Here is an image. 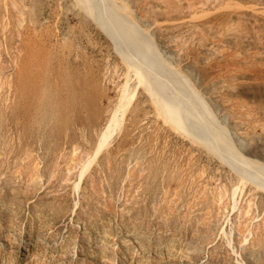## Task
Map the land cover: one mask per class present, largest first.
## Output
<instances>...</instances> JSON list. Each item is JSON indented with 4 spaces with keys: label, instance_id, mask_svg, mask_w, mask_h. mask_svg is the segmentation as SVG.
<instances>
[{
    "label": "rangeland",
    "instance_id": "1",
    "mask_svg": "<svg viewBox=\"0 0 264 264\" xmlns=\"http://www.w3.org/2000/svg\"><path fill=\"white\" fill-rule=\"evenodd\" d=\"M0 264H264V0H0Z\"/></svg>",
    "mask_w": 264,
    "mask_h": 264
},
{
    "label": "bare ground",
    "instance_id": "2",
    "mask_svg": "<svg viewBox=\"0 0 264 264\" xmlns=\"http://www.w3.org/2000/svg\"><path fill=\"white\" fill-rule=\"evenodd\" d=\"M91 2V1H93V0H81V2H83V3H87V2ZM93 3H95V2H93ZM93 3H91V5L93 4ZM101 4V3H100ZM87 6H89V4H87ZM93 6L95 7V8H91V12L92 13H94L95 14V16H97V14H103L104 15V18H108V14L107 13H105L104 14V9H103V7H102V5H99V4H97V3H95V5L93 4ZM119 21L118 20H112L110 23H109V26L110 27H118V30H123V28H124V31H127V32H129V33H131V28L130 27H127V26H125V25H123L124 27L121 29L120 28V26H119ZM122 27V26H121ZM106 28H108V27H106ZM108 29H110V28H108ZM144 48H147V47H144ZM145 58H146V56H145ZM167 72H169L170 70H166ZM173 80L176 82V83H178L179 85H181V86H183V85H185V82L183 81V78H184V76L183 75H181V74H178V75H173ZM171 90H175V88L174 87H172L171 86ZM222 144L224 145V147H222V148H224V149H226L227 151H229V152H231V151H234V149H235V146H234V144H233V142H232V139H230L226 134H223V136H222ZM250 163L253 165L254 164V162H252V161H250ZM17 233V232H16ZM149 247V246H148Z\"/></svg>",
    "mask_w": 264,
    "mask_h": 264
}]
</instances>
